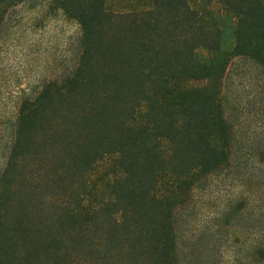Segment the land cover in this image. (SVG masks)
<instances>
[{
  "label": "trees",
  "instance_id": "trees-1",
  "mask_svg": "<svg viewBox=\"0 0 264 264\" xmlns=\"http://www.w3.org/2000/svg\"><path fill=\"white\" fill-rule=\"evenodd\" d=\"M37 1L0 0V36ZM120 1L48 0L78 50L3 117L0 264H199L200 200L220 184L234 196L214 219L255 233L246 264H264V0H209L234 19L229 49L187 0ZM112 155L119 174L86 208L87 176Z\"/></svg>",
  "mask_w": 264,
  "mask_h": 264
},
{
  "label": "rangeland",
  "instance_id": "rangeland-1",
  "mask_svg": "<svg viewBox=\"0 0 264 264\" xmlns=\"http://www.w3.org/2000/svg\"><path fill=\"white\" fill-rule=\"evenodd\" d=\"M28 2L15 7L6 31L0 36V129L3 117L12 116L16 109V101L23 94H30L35 85L43 78L51 77L60 70L70 66L78 50L80 30L77 23L66 17L61 11L49 8L48 0ZM191 9L197 11L210 25L221 31L222 47L229 49L232 44L234 19L215 1L187 0ZM34 4V5H33ZM128 8L127 2L108 0L109 9ZM199 58H205L206 52L197 50ZM248 131L259 135L263 132L262 124L257 120L244 122ZM116 156H108L98 162L88 174V195L83 206L91 208L101 204L107 196L108 186L118 176ZM253 182L264 190V181L255 178ZM213 192L200 200L202 218L197 223L201 226H212L201 243L208 250L201 253L199 264H246L249 252L256 239L255 233L248 234L229 228L216 218L217 212L223 210L234 196L227 185H214ZM250 191L249 186L245 188ZM254 194V193H253ZM248 208L247 217L254 214L261 205V200L253 195ZM255 199V200H254ZM254 200V202H253ZM252 220V219H251ZM236 221H231V226ZM250 222V221H249ZM246 223V221H243ZM222 224L223 226H219ZM217 225L218 231L214 230ZM229 233L226 236V228ZM225 228V229H224Z\"/></svg>",
  "mask_w": 264,
  "mask_h": 264
}]
</instances>
